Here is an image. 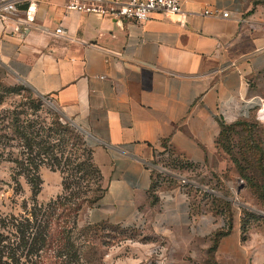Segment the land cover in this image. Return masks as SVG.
Instances as JSON below:
<instances>
[{"label": "crops", "instance_id": "1", "mask_svg": "<svg viewBox=\"0 0 264 264\" xmlns=\"http://www.w3.org/2000/svg\"><path fill=\"white\" fill-rule=\"evenodd\" d=\"M25 6L0 16V67L51 97L82 132L104 186L83 209L89 222L140 221L152 169L168 170L160 158L205 168L221 123L257 120L264 146V121L254 115L264 95L252 84L264 75V9L247 0H183L178 13L136 22L35 0L32 19L22 22ZM213 256L218 264H264V233L241 238L237 222Z\"/></svg>", "mask_w": 264, "mask_h": 264}, {"label": "rangeland", "instance_id": "2", "mask_svg": "<svg viewBox=\"0 0 264 264\" xmlns=\"http://www.w3.org/2000/svg\"><path fill=\"white\" fill-rule=\"evenodd\" d=\"M247 1L252 8L264 9V0ZM263 76L252 81L260 95H264ZM17 118L23 121L21 124H33V129L51 127L56 131L54 136L68 138L66 131H60L65 118L52 98L34 93L0 67V128H16ZM223 143L205 168L171 157L160 158L158 162L168 170L153 171L147 200L138 206L141 216L136 223L89 222L83 214L91 203L88 201L75 212L56 207L54 224L33 230L40 249H18L21 253H17L15 264H218L213 250H209L216 233L228 232L237 222L241 238L249 232L264 233L263 141L259 128L253 124L248 131L232 126ZM18 149L21 147L15 140L0 148V217L13 220L31 204L50 208L53 199L65 205L77 199L80 187L75 184L84 185L87 177L80 178L81 174H74L69 167L61 172L44 163H39L37 174L31 175V163L39 156L34 154V147L23 148V154L17 156ZM52 156L48 153L46 158ZM99 183L103 186L102 179ZM178 197L183 199V206H178ZM178 208H182L181 213ZM30 212L26 216L31 223L34 218ZM203 214L210 226L204 225ZM191 218L192 227L188 221ZM23 236L16 233L13 237L22 245ZM27 239L29 242L30 237Z\"/></svg>", "mask_w": 264, "mask_h": 264}, {"label": "trees", "instance_id": "3", "mask_svg": "<svg viewBox=\"0 0 264 264\" xmlns=\"http://www.w3.org/2000/svg\"><path fill=\"white\" fill-rule=\"evenodd\" d=\"M16 121L18 125L16 128L14 126L13 128L14 130L13 129L6 130L4 128H0V148L3 147L9 141L11 142L14 140L18 141L21 147L20 150L18 149L15 151V154L18 156L19 154L21 155L23 154V148L32 150V148L34 147V150H36L34 151V154L36 155L38 154L39 157L37 158L36 162L33 161L31 163L30 166L31 175L37 174L36 166L39 163H44L47 164L49 167L54 166L59 168L61 172L67 167H69L74 174L80 173L81 174L79 175L80 178L87 177V179L86 182L83 183L84 185L80 183H78L79 185L75 184V186H78L80 188L76 194L77 199L71 205H65L64 202H60L59 199L57 200L56 198L50 202L51 203L50 205H52L50 206V208L44 207L43 205L40 204L39 205L31 204L29 210H27L26 207H23L24 210L23 213L19 214L16 219L12 220V218L14 217H7L5 215L3 217H0V264H15L18 258L17 257L18 249H23L27 247V249H29L32 252H36L40 249V245L36 243L37 240L36 237L32 236L34 234L33 230L37 229L38 226H44L45 224L48 223L54 224V222L56 221V216L52 217V213L54 212L53 209L58 207L61 210L62 207L63 208L68 207L69 209L75 212L79 209V207L83 202L88 201L93 203L99 197L101 192L104 190V186H101L99 183L101 179L100 172L98 168L91 161L90 149L84 143L82 132L79 131L74 126H72L66 119L64 122L65 125L61 127L60 131H66L68 133L67 139L62 138L61 136H59V134L54 136L55 135L54 133L56 131L54 129L52 130L51 127L49 129H43V128L33 129L32 127L33 124L30 125L21 124L23 121L19 120V118H17ZM253 124H255V126H258L259 134H260L261 129L257 120H236L229 124L221 123L220 130L215 139L216 147L218 146L222 148L224 147V143H223L224 136L226 131L230 127L239 126L240 129L243 128L244 130L249 131V127H251ZM6 127H10V126L6 125ZM29 127L30 129L27 132V129ZM43 133L45 134L43 135ZM68 139H69L68 142L69 144L67 145ZM71 152L74 153L73 158H69L70 157L69 154ZM48 153H52L53 156L50 158H46V155ZM262 153H263V161H264V146L262 147ZM171 158H174L176 160H181L174 156H172ZM160 164L162 166H165L162 162H160ZM154 170H159V169L153 168L152 176ZM159 171L163 172V170H159ZM262 172H263L262 181L264 187V167H262ZM34 180L36 181L35 185H37V178H35ZM62 184L64 185V188H66L65 185L66 183L63 182ZM262 197L264 200V191L262 192ZM28 212H30L31 217L34 218L33 222L31 223L27 221L28 216L26 215ZM226 232L227 230L225 231V233ZM16 233L24 234L23 237H25V239L22 245L20 244L19 241L15 240V238L13 237ZM223 233L220 232L216 233L215 238L217 239L212 240V244L210 245L209 248L210 251L214 250V246L218 240V237H220ZM28 237H30L29 242L27 241ZM20 253L21 252H19L18 254Z\"/></svg>", "mask_w": 264, "mask_h": 264}, {"label": "built area", "instance_id": "4", "mask_svg": "<svg viewBox=\"0 0 264 264\" xmlns=\"http://www.w3.org/2000/svg\"><path fill=\"white\" fill-rule=\"evenodd\" d=\"M35 0H0V16L13 14L20 5L26 3L25 18L22 22L32 19L31 4ZM183 0H63V7L66 11L92 13L100 16H107L114 19H131L136 22L146 20L151 13H178L181 11ZM204 12H209L204 10ZM222 16L227 15V11L220 12ZM55 33L62 34L61 27L54 29ZM255 117L264 121V98L257 99ZM263 107L261 113H257ZM162 170V169H160ZM182 179V178H181Z\"/></svg>", "mask_w": 264, "mask_h": 264}, {"label": "water", "instance_id": "5", "mask_svg": "<svg viewBox=\"0 0 264 264\" xmlns=\"http://www.w3.org/2000/svg\"><path fill=\"white\" fill-rule=\"evenodd\" d=\"M48 103L52 104L50 101H48Z\"/></svg>", "mask_w": 264, "mask_h": 264}]
</instances>
